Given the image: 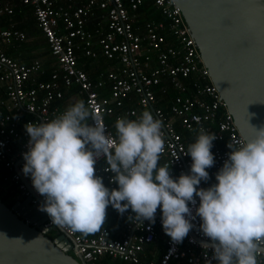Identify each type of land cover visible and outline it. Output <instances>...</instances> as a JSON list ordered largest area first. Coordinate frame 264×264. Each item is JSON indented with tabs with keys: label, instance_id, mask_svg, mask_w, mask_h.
I'll return each mask as SVG.
<instances>
[{
	"label": "built area",
	"instance_id": "1",
	"mask_svg": "<svg viewBox=\"0 0 264 264\" xmlns=\"http://www.w3.org/2000/svg\"><path fill=\"white\" fill-rule=\"evenodd\" d=\"M7 1L0 0V25L5 17L13 15ZM145 1L21 0L31 9L56 62L47 81L39 80L44 74L41 61L20 64L5 53L6 46L23 44L26 34L14 26L11 18L0 28V164L8 172L3 182L14 185L24 199L31 198V205H41L44 198L22 171L23 153L30 139L24 126L50 120L65 110L53 106L64 98L61 87L77 88V95L100 118L112 138L118 117L127 115L132 119L148 110L160 119L165 150L159 164H168L173 178L190 173L192 161L186 155L187 145L194 142L198 128L217 136L211 149L215 164L207 169L214 183L215 174L227 159V144L244 141L210 80L179 7L173 0H150L161 17L152 20L140 12ZM99 56L111 66L91 80L81 68L80 59L95 61ZM166 85L176 95L167 101L165 110L156 105L157 93L167 94ZM102 91L108 94L103 96ZM106 167L101 156L95 165L96 176L109 189L117 188L110 182L112 174L104 171ZM208 184L202 181L199 187L206 189ZM194 199L198 207L199 199ZM132 215L131 210L120 215L123 223L115 238L108 228L94 235L59 229L77 246L85 264H207L211 259V249L203 247L208 240L197 230L198 217L191 221L194 228L188 236L177 244L164 233L159 208L154 224H138L129 219ZM44 226H53L49 216ZM159 241L164 247L160 254ZM258 260L264 264V254Z\"/></svg>",
	"mask_w": 264,
	"mask_h": 264
},
{
	"label": "clouds",
	"instance_id": "2",
	"mask_svg": "<svg viewBox=\"0 0 264 264\" xmlns=\"http://www.w3.org/2000/svg\"><path fill=\"white\" fill-rule=\"evenodd\" d=\"M99 121L90 106L76 100L52 119L24 126L30 139L22 171L44 198L38 211L54 226L85 235L99 232L109 206L120 215L131 210L129 219L138 224H154L159 208L163 231L177 244L199 218L197 230L208 240L203 247L212 251L207 264H259L264 254V125L252 127L249 139L227 144L216 183L205 189L199 186L215 164V133L195 130L186 151L190 173L173 178L171 167L159 164L165 150L162 121L150 111L118 117L115 138ZM101 156L117 188L109 189L96 176Z\"/></svg>",
	"mask_w": 264,
	"mask_h": 264
},
{
	"label": "water",
	"instance_id": "3",
	"mask_svg": "<svg viewBox=\"0 0 264 264\" xmlns=\"http://www.w3.org/2000/svg\"><path fill=\"white\" fill-rule=\"evenodd\" d=\"M244 140L264 125V0H173ZM31 198L0 201V264H85ZM53 234V238L49 235ZM72 251L74 254H69Z\"/></svg>",
	"mask_w": 264,
	"mask_h": 264
},
{
	"label": "trees",
	"instance_id": "4",
	"mask_svg": "<svg viewBox=\"0 0 264 264\" xmlns=\"http://www.w3.org/2000/svg\"><path fill=\"white\" fill-rule=\"evenodd\" d=\"M7 2L13 8V15L5 17L3 19L1 25H0V28L5 27L8 24L7 22H9V19L11 18V20L14 23V26L17 29L23 31L26 34L27 39L29 37L35 36V34L37 33L36 31L38 29L36 27V23H35L33 15H32L31 9L27 6L22 5L21 0H8ZM140 12H144V14L148 15V17H150L152 20H160L161 19L160 15L152 7L150 0H146L144 2V5H143V7H141ZM138 24H139V26L142 25L141 22H139ZM38 32H39V30H38ZM20 45H22V44H20ZM46 46H47V44H46ZM47 51H48V47H47ZM48 56H49L48 61H50L51 59L54 61V58L51 57L49 52H48ZM29 63H27V64H29ZM45 63L46 62L41 63L43 69L47 67L45 65ZM80 63L82 65L81 68L83 69V71L88 75V77L91 80L96 79L97 73L99 71L106 70L111 66V64H109L102 56H99L95 61H91V60H87V59L86 60L80 59ZM20 64H25V63H20ZM54 65H56L55 61H54ZM48 69L54 70L55 68L52 67V68H48ZM50 75L51 74H48V75L43 76V77L46 80L47 78H50ZM166 87L168 88L167 94H161L160 92L157 93V97H158L159 102L156 105L157 107L165 108V110H166V106L168 105L167 101L176 95V92H174L171 88H169L168 85H166ZM61 89L63 91V95L65 98H67L68 96H71V95L72 96H78L77 95V88L66 89L64 87H61ZM0 93H2V92H0ZM101 94L103 96H106L108 94V91H102ZM78 99L82 100V98L79 96H78ZM63 102H65V101H63ZM53 106H58V102L54 103ZM7 173L8 172L0 164V201L2 203H4L8 208H11L16 202L23 201L24 198L21 197L14 190L15 189L14 185L3 182V177ZM207 182L209 183L208 187H210L212 184H214L213 178L210 176H209V180ZM109 220L111 222H114L116 225V228L113 229L114 231L112 229H110L112 232V238H115L118 236V235H116V230H118L120 222L123 223V220H122V217L118 213H116L114 211H110L107 209V217H106V222H105L104 226H107V224H108L107 222ZM53 236H54L53 234L49 235L50 238H53ZM157 248H158L159 254L164 251V247L162 246L161 241H159ZM108 263L109 264H127V263H120V262H115V261H113V263L109 261Z\"/></svg>",
	"mask_w": 264,
	"mask_h": 264
},
{
	"label": "crops",
	"instance_id": "5",
	"mask_svg": "<svg viewBox=\"0 0 264 264\" xmlns=\"http://www.w3.org/2000/svg\"><path fill=\"white\" fill-rule=\"evenodd\" d=\"M36 32L37 33L35 34V36L29 37L28 39H26L25 43H23L22 45L6 46L5 47V53L8 56L10 55L9 57L16 60L18 63L27 64L29 62L32 63L35 60H39V61H41V63L46 62L45 65L47 67L44 68L45 69L44 74L39 77V80L47 81V80H49V78H47L45 80L43 76L51 74L53 72V70H50L48 68H52V67L56 68V65H54V61L52 59L50 61H48L49 56H48L46 42H45L44 38L42 37V35L40 34V32H38V30ZM79 99H78V96H72V95L68 96L67 98L64 97L61 102L58 101V106L67 107L70 103H74L76 100H79ZM63 101H65V102H63ZM114 131L116 132L115 129H114ZM108 210L114 211L111 206L108 207ZM107 223H108L107 226H104L103 228H108L109 230L110 229L113 230L116 228V225L114 222H111L109 220ZM121 226H122V223L120 222L119 228H118V230H116V235L120 234ZM94 234L95 233H92L90 235H94Z\"/></svg>",
	"mask_w": 264,
	"mask_h": 264
},
{
	"label": "rangeland",
	"instance_id": "6",
	"mask_svg": "<svg viewBox=\"0 0 264 264\" xmlns=\"http://www.w3.org/2000/svg\"><path fill=\"white\" fill-rule=\"evenodd\" d=\"M69 254H72L73 255L74 253L72 251H70Z\"/></svg>",
	"mask_w": 264,
	"mask_h": 264
}]
</instances>
